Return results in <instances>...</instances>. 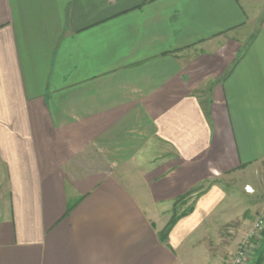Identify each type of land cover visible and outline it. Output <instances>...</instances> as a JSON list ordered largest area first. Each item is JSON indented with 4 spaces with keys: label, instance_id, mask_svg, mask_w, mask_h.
Instances as JSON below:
<instances>
[{
    "label": "crops",
    "instance_id": "obj_1",
    "mask_svg": "<svg viewBox=\"0 0 264 264\" xmlns=\"http://www.w3.org/2000/svg\"><path fill=\"white\" fill-rule=\"evenodd\" d=\"M262 196L264 0H0V264H219Z\"/></svg>",
    "mask_w": 264,
    "mask_h": 264
},
{
    "label": "built area",
    "instance_id": "obj_2",
    "mask_svg": "<svg viewBox=\"0 0 264 264\" xmlns=\"http://www.w3.org/2000/svg\"><path fill=\"white\" fill-rule=\"evenodd\" d=\"M246 191H251L246 187ZM264 230V216H258L249 232L238 243L235 253L232 255L229 264H253L254 256L262 245Z\"/></svg>",
    "mask_w": 264,
    "mask_h": 264
},
{
    "label": "rangeland",
    "instance_id": "obj_3",
    "mask_svg": "<svg viewBox=\"0 0 264 264\" xmlns=\"http://www.w3.org/2000/svg\"><path fill=\"white\" fill-rule=\"evenodd\" d=\"M228 190V192H230L231 191V186H228V188H227ZM235 193H237V195H239V197H241V199H240V201H239V203H244V204H246L247 203V199L245 198L247 195L242 191V190H240V191H238V190H236L235 191ZM263 201H264V198H263V196H262V203H261V201H259L262 205L261 206H263L264 204H263ZM241 204H238V208L240 207V205ZM177 212H179V210L177 211ZM246 217V216H245ZM250 223V222H249ZM248 223V224H249ZM251 224V223H250ZM253 224V223H252ZM252 227V226H251ZM229 230H228V228H226V227H224L223 229H221L220 230V233L221 234H224L225 232H228ZM248 232H249V230H248ZM248 232H246V233H248ZM263 232H264V230H263ZM212 233V232H211ZM217 232H215V235H214V233L213 234H211V236L212 237H209V239H203L200 243H201V245L200 246H196L197 248H195L196 250H197V253L195 254V255H197V254H202V253H206L207 251L208 252H213L214 254L215 253H218V252H220L221 251V242H220V238H218L217 237ZM263 235V239H262V243H264V233L262 234ZM225 238V237H224ZM244 238V237H243ZM242 238V239H243ZM241 239V240H242ZM240 240V241H241ZM232 241V240H231ZM239 241V242H240ZM210 242L211 243H214V247H211V244H210ZM262 246V245H261ZM261 246L259 247V249L257 250V252H256V255L258 254V252H259V250H260V248H261ZM230 247H232V246H230ZM194 249V250H195ZM227 253H225V257H224V259L223 260H220V262H219V264H222V262H224V260H228V261H230L229 259H231V250H228V251H226ZM256 255L254 256V260L256 259L255 257H256ZM200 262H199V264H203L204 263V258H203V256H201L200 257V259H198Z\"/></svg>",
    "mask_w": 264,
    "mask_h": 264
},
{
    "label": "trees",
    "instance_id": "obj_4",
    "mask_svg": "<svg viewBox=\"0 0 264 264\" xmlns=\"http://www.w3.org/2000/svg\"><path fill=\"white\" fill-rule=\"evenodd\" d=\"M196 189V188H195ZM195 190H191L190 192H188L187 194H185L184 196H181L179 199H177V203L180 202L182 200H184L190 193L194 192ZM192 209H187V210H184L182 212H180L179 214H177L176 212V208L173 212V215L171 217V219L169 220V222L166 224V226L164 227V229L159 233V237L161 238V240L163 241H166V238H167V235L169 233V231L171 230L173 224L175 223V221L181 217V216H184L186 215L187 213H189ZM263 255L262 253L254 260L253 264H261L262 261H263Z\"/></svg>",
    "mask_w": 264,
    "mask_h": 264
}]
</instances>
